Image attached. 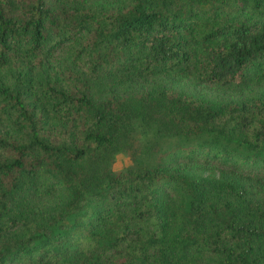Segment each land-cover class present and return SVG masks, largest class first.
I'll return each instance as SVG.
<instances>
[{"label": "trees", "instance_id": "16d2710c", "mask_svg": "<svg viewBox=\"0 0 264 264\" xmlns=\"http://www.w3.org/2000/svg\"><path fill=\"white\" fill-rule=\"evenodd\" d=\"M0 264H264V0H0Z\"/></svg>", "mask_w": 264, "mask_h": 264}, {"label": "rangeland", "instance_id": "374dc122", "mask_svg": "<svg viewBox=\"0 0 264 264\" xmlns=\"http://www.w3.org/2000/svg\"><path fill=\"white\" fill-rule=\"evenodd\" d=\"M196 88L205 93V94H215V95H221V96H229V97H240L247 94V87L246 86H235V87H226L221 85H215V84H198L196 85ZM135 125L137 129V141L138 143L145 142L146 135L142 134V127L140 126V122L138 119L135 120ZM143 159V157L141 158ZM133 163L132 158L130 157L129 153L120 151L118 152L113 161H112V167L115 171H120ZM220 167L212 164L207 165H200L197 168V172L201 175H219L220 174Z\"/></svg>", "mask_w": 264, "mask_h": 264}]
</instances>
